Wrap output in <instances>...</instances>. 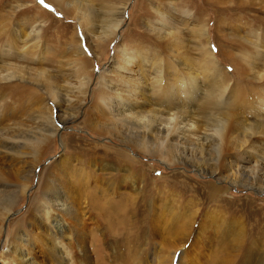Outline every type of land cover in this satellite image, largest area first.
Returning <instances> with one entry per match:
<instances>
[{"label":"rangeland","instance_id":"obj_1","mask_svg":"<svg viewBox=\"0 0 264 264\" xmlns=\"http://www.w3.org/2000/svg\"><path fill=\"white\" fill-rule=\"evenodd\" d=\"M161 116L169 123L154 134ZM246 155L264 167V0H0V264H17L19 242L35 264H55L36 214L48 211L50 179L82 212L64 218L69 234L87 232L75 264L227 261L230 234L220 245L199 227L220 210L246 224L244 241L264 240V193L233 173ZM208 160L229 182L201 172ZM127 177L145 193L128 223L78 198L83 186L111 190L113 204L134 197ZM209 183L225 190L204 210ZM171 206L202 209L189 238L174 231L184 220L168 222ZM255 251L232 264L260 261Z\"/></svg>","mask_w":264,"mask_h":264},{"label":"bare ground","instance_id":"obj_2","mask_svg":"<svg viewBox=\"0 0 264 264\" xmlns=\"http://www.w3.org/2000/svg\"><path fill=\"white\" fill-rule=\"evenodd\" d=\"M191 77H190V80H191ZM192 81H193V79H192ZM197 84H199V82L196 83V85ZM196 91L202 93V90H200L199 88L196 89ZM120 104H121V102H119V105ZM178 112L185 113V112H182V111H178ZM173 114H175V113H173ZM165 123H167V124L169 123L168 119L165 118L164 116H161L159 121H158V123H157V125L155 126L156 127V131L154 130V134H159L160 135L161 134L160 127L161 126L163 127V124H165ZM140 136H136V139L140 138ZM177 137H179V136H177ZM125 140H127L126 137H125ZM141 144H143V143L141 142ZM141 144H139V146H138L141 151H144L145 153H152V152H147L146 149H144L145 145L143 146ZM138 147H136V148H138ZM209 147H211V146H209ZM251 161H252V157H249L247 155L244 156L241 160L238 161V163H235L233 173L235 175H238V177H240L242 180L248 181V183L250 181L252 183L255 181L254 184H256V181H259L260 183L264 184V167H262V169H260V170L258 169V171L252 170L253 169L252 167H251L252 169L250 167H248V165L251 163ZM177 162H179V160H177ZM212 165H213V163L209 162V160H208V162H206V166H208V169L207 168L206 169L202 168V169H200L201 172H203V174H208L210 176L218 177V178L221 179V181H223L224 178H225V181L229 182V180H227L226 177H223L220 173H217V171L213 170L210 167ZM122 181H123L124 184L125 183H129L131 185V187H133L132 188L133 192H135V194H136L134 197L133 196H129L126 193H119L117 195V197H119L120 201H118L115 204H113L111 202L113 201L112 195H114V194L110 193L111 190H109V189L105 190L106 192H104L103 190L101 192H98V191H86L84 193V195H83V191L85 189V186H83V187H81L80 191L77 192L78 195H79L78 198L79 199H83L82 200V204H86V206L89 205L90 206V210L91 211L94 210L100 216H104L106 218H110L109 220H111V218L113 217L114 219L118 220V222H127L129 220V218H128L129 216H127V215H129L128 214L129 212H132V215H131L132 218H135L137 216L136 212H135V209H133V211L130 210V209L132 207H136V206L139 205V201L141 200V198L145 197V193H144V191L142 190L141 187L136 185V180H133L132 177L124 178V180H122ZM138 181H139V183L142 182V180H140V179ZM252 183L249 184L250 186H247V189L255 190V191L259 192V193H264L263 185H256V187H255L254 184H252ZM232 184L239 186L238 185L239 183H236V181H234V180H233ZM135 185H136V187H135ZM207 186H209L207 189H203V192H205L204 202H202L203 199L200 202V207L202 209L204 208V210L207 208V206L211 205V202H213L214 200H217V198L225 190L224 188H221V187H218V186H215V185H212V184L207 185ZM182 187H184V185ZM43 189H44L43 196L45 197V200L43 199V201H46L47 204L49 203V205L52 208H50L49 205H47L48 211L46 209H44L46 211H44L41 214L40 213L41 209H38L39 207L38 208L36 207L37 208L36 209V214H38L39 217H41L40 218L41 223L43 225L46 224V231H48L47 232L48 236L47 235L46 236L48 237L49 240L44 241V245H49V247H48V253H49V256H50L49 259L52 262H54L55 264H75L73 256L71 255L72 252H71L70 249L71 248H76L75 251L78 253V255L79 254H82V255L83 254H89V252L87 251V248L85 246V240L83 238L87 232L83 231L81 233V235L77 234L75 232H74V234H69L68 231L71 230V229H69L70 227L68 228V226L65 224L64 218L65 217H70V218L77 217L78 219L81 220L83 217L80 218L81 216L79 217V215L82 214V212L80 210H77V208L75 209L73 207L75 205L74 203H73L74 204L73 205L72 202H68L67 200L61 198L62 197L61 193L57 192V189H55L54 183H53V181L51 179L48 181V184H46L45 187L43 186ZM183 189L185 190V189H188V188L184 187V188H182V190ZM113 190H114V188L112 189V191ZM188 191H190V192H198L199 190H197V189H194V190L188 189ZM226 199L227 198L224 197V199H223L224 201H222V200L219 201L220 204H221L219 206L224 208V209H227L224 206V204H223V203H225ZM165 200H167V199H165ZM90 201H91V203H90ZM1 202H3V201H0V208H3V210L7 209L5 206H3L1 204ZM41 202H42V200H41ZM79 203H81V202H79ZM140 204H141V201H140ZM193 205L194 204L192 202H190L188 204V209H190V207H192ZM9 206H11V205H9ZM128 207H129V209H127ZM180 209H181V207L177 208V211H176L171 206V207L168 208V210H167L168 212L165 214V216H170L168 218V222L170 221V222L175 223V219L176 218H177V223H178L179 219L184 220L185 223H183L182 226H177L176 224L174 225V231H176V229H179L177 231L178 235L176 234L177 237H183V238H187L188 237L189 238L190 234H191V229H192V227H194V225L196 223V219H198V217H200V213L202 212V209L199 210V212H200L199 214L198 213H192V214L191 213H184L183 214L182 213L183 211H180ZM171 211H173L172 214H170ZM207 212L210 213L212 215V217L220 218V220L219 221L211 220L212 217H209L211 215H209V216L205 215V221L202 223V225L200 224L201 226L199 227L200 228L199 230L203 231L206 227H209L212 230L218 232L219 233L218 234L219 235V240H218L219 242H217L218 244H220L222 241L224 242L225 239L227 238L228 234H230V236L228 238L229 240H227V241H229V243H230L228 245L231 248V250L234 251L233 255L231 253L232 257H229L230 259L227 258V261L226 260H223V262H219L218 261V263H220V264H232V262L235 261L236 258H238V256L240 255L239 252L241 250H243V249H247V250L251 249V251H255V249H256L257 251H255V252L263 251L264 240L263 241H258L256 243V245H255V242H254L255 241V236H256L255 233H254L255 235L254 234H250V235L247 234V239L244 241L245 230H247L246 224L243 225V223H241L236 218H233L232 221L229 222V219L226 217L227 220H228L227 221L225 219V217H224L225 215L220 210H218V211H214L213 210V211H210V212L207 211ZM9 215H10V213H9ZM208 217L210 218V223L208 222V224H206V222H207L206 219ZM110 223H114V222L111 220ZM158 223H159V219L157 217L155 219V221H154V224H156V226H157ZM41 227L43 229V227H45V226H41ZM153 229H154V227H153ZM248 230H250V229H248ZM39 241H40V239H39ZM214 242H216V241H214ZM19 243L20 244L13 245V247L15 249V250L14 249L13 250L16 252V253L14 252L15 256H16L15 258L18 259V260H15V263L21 264V262H24L26 264H35V262L33 260H31V258L28 257L25 254V252H24V246H25L24 242H19ZM261 246L263 248H261ZM221 250H224L223 247H222ZM174 252H176V251H174ZM174 255H175V253L173 255H171L170 264H172V262H173V258L175 257ZM224 255H225V257L226 256L228 257V255H226V254H224ZM263 255H264V252H263ZM219 260H221V259H219ZM256 263L257 264H264V256L260 258V261L259 260L256 261V259L255 260L251 259L249 261H246L244 264H256ZM82 264H86V263H84V261H83Z\"/></svg>","mask_w":264,"mask_h":264}]
</instances>
